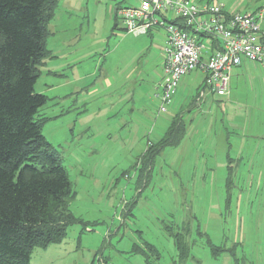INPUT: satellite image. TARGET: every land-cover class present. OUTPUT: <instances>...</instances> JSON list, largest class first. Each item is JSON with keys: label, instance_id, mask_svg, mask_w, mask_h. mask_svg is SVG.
Returning <instances> with one entry per match:
<instances>
[{"label": "rangeland", "instance_id": "1", "mask_svg": "<svg viewBox=\"0 0 264 264\" xmlns=\"http://www.w3.org/2000/svg\"><path fill=\"white\" fill-rule=\"evenodd\" d=\"M211 1L231 13L264 9V0ZM57 2L35 90L48 97L43 134L84 224L35 248L31 264H264V85L248 80L231 99L198 102L195 70L162 113V54L151 44H165V29L125 31L115 9L137 0ZM178 114L185 138L148 164Z\"/></svg>", "mask_w": 264, "mask_h": 264}, {"label": "trees", "instance_id": "2", "mask_svg": "<svg viewBox=\"0 0 264 264\" xmlns=\"http://www.w3.org/2000/svg\"><path fill=\"white\" fill-rule=\"evenodd\" d=\"M57 4L0 0V264H31L35 248L60 243L69 227L84 224L71 210L77 192L68 171L43 134L48 97L35 90L51 58L46 38ZM186 131L178 114L142 159L152 165Z\"/></svg>", "mask_w": 264, "mask_h": 264}, {"label": "built area", "instance_id": "3", "mask_svg": "<svg viewBox=\"0 0 264 264\" xmlns=\"http://www.w3.org/2000/svg\"><path fill=\"white\" fill-rule=\"evenodd\" d=\"M138 6L116 10L125 31L148 35L163 28L166 32L160 112L172 107L181 79L199 70L204 86L197 101L210 95L229 94L231 73L243 60L264 66V42L258 13H229L216 1L137 0Z\"/></svg>", "mask_w": 264, "mask_h": 264}, {"label": "crops", "instance_id": "4", "mask_svg": "<svg viewBox=\"0 0 264 264\" xmlns=\"http://www.w3.org/2000/svg\"><path fill=\"white\" fill-rule=\"evenodd\" d=\"M264 10V9H263ZM228 11V10H227ZM115 12H116V9H115ZM231 13V12H229ZM258 13V12H257ZM261 21V28H262V33H263V37H262V41L264 42V16L262 17V19L260 20ZM130 34V33H129ZM152 33L148 34V35H151ZM145 35H142V36H136V37H143ZM153 37V35H151ZM154 42V41H153ZM151 45H154L155 48L160 51V53L162 54V61L160 63V66H161V70H162V65H163V62H164V47L166 45V40H165V44H155L153 43ZM164 45V46H163ZM137 57V56H136ZM261 70H264V66L263 65H255L253 64L252 62L250 61H247V60H243L242 64L238 67H235L233 70H232V73H231V82H230V89H229V94L226 95V96H220V97H229V99L232 98V94L235 92V90L237 89H240L243 85L242 84H248V80L251 81H254L253 85H255V87L257 89H259L260 91H263V89L261 88V86L263 87L264 85V82L262 81H259L258 79H262L259 78V76H261L259 74V71ZM258 74V75H257ZM162 79V78H161ZM254 87V86H253ZM255 89V88H254ZM216 96L215 94L214 95H210L208 96L205 100L211 98V97H214ZM211 103V102H210ZM213 103V102H212ZM213 105V104H212Z\"/></svg>", "mask_w": 264, "mask_h": 264}]
</instances>
